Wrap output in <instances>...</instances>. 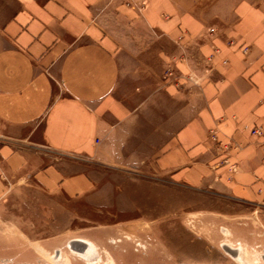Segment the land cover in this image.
I'll return each mask as SVG.
<instances>
[{
  "label": "crops",
  "instance_id": "0c3cea01",
  "mask_svg": "<svg viewBox=\"0 0 264 264\" xmlns=\"http://www.w3.org/2000/svg\"><path fill=\"white\" fill-rule=\"evenodd\" d=\"M256 127L264 0H0V205L94 197L105 170L264 205Z\"/></svg>",
  "mask_w": 264,
  "mask_h": 264
},
{
  "label": "rangeland",
  "instance_id": "374dc122",
  "mask_svg": "<svg viewBox=\"0 0 264 264\" xmlns=\"http://www.w3.org/2000/svg\"><path fill=\"white\" fill-rule=\"evenodd\" d=\"M96 186L94 197L76 200L32 183L10 191L0 205V264H58L51 257L61 252L86 264L69 247L78 239L98 246L100 264H239L223 246L231 243L264 255V205L149 173L105 170Z\"/></svg>",
  "mask_w": 264,
  "mask_h": 264
},
{
  "label": "bare ground",
  "instance_id": "6f19581e",
  "mask_svg": "<svg viewBox=\"0 0 264 264\" xmlns=\"http://www.w3.org/2000/svg\"><path fill=\"white\" fill-rule=\"evenodd\" d=\"M225 234L226 236L231 235L229 231H226ZM74 243L75 244L69 246L73 256L81 259L86 264L102 263V257L99 248L94 242L88 239H78ZM231 244H224L223 246H225L224 248L226 251L229 250L231 252L237 253V255L234 256L231 252H228L229 256L235 259V261H237L239 264H264V255H260L259 253L255 254L253 252L254 256H252L251 253H249L248 249L244 246L245 244L243 245L242 243H238L236 246H233ZM51 258L52 260L54 258L58 264H69L70 262L69 258L62 252Z\"/></svg>",
  "mask_w": 264,
  "mask_h": 264
},
{
  "label": "built area",
  "instance_id": "2783aa9c",
  "mask_svg": "<svg viewBox=\"0 0 264 264\" xmlns=\"http://www.w3.org/2000/svg\"><path fill=\"white\" fill-rule=\"evenodd\" d=\"M245 52V51H244ZM251 133L253 134V135H256V136H262L263 134H264V132H263V130H262V128H259V127H256V128H253L252 130H251ZM211 135H212V138L214 139V140H216L217 141V136H216V134L215 133H211ZM230 145H225V147H223V149H225V150H229L230 149ZM235 149H237V146L235 147ZM234 168H233V166H232V170H233Z\"/></svg>",
  "mask_w": 264,
  "mask_h": 264
}]
</instances>
